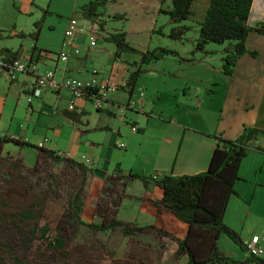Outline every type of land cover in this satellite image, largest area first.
Instances as JSON below:
<instances>
[{
	"label": "crops",
	"instance_id": "0c3cea01",
	"mask_svg": "<svg viewBox=\"0 0 264 264\" xmlns=\"http://www.w3.org/2000/svg\"><path fill=\"white\" fill-rule=\"evenodd\" d=\"M123 1L130 4L131 10L145 12L147 16V19L139 20L136 26H132V29L138 32L137 35L131 36L133 42L130 39V31H127V40L140 49L139 46L154 28V19L147 12L150 10L161 13V9H166L164 5L167 0L160 4L150 0ZM209 1L206 0L203 17L197 22L199 28L205 18ZM197 2L198 0H195L191 6L193 15L190 16V21L193 20L192 17L195 14L193 6ZM145 8H148L147 11L144 10ZM170 8L171 6L168 9ZM86 22L90 23L88 20ZM248 24L251 27H264V0L253 1ZM93 27L94 25L90 29ZM80 31H85V28L81 29V25ZM20 33L23 32L10 29L4 35H0L10 39L21 37ZM188 39L189 36L186 35L181 41H188ZM196 39L197 36L193 41L195 42ZM91 45L90 43L86 46L83 55L80 49L77 54L71 50L67 61L59 58L60 51L53 53L49 51L51 49L40 46L38 43H36L38 48L36 51H33V46L30 48L23 43L18 48L0 47V59L5 58L7 54L5 50L20 49V60L37 62V72L20 74L18 79L13 81L14 84L18 82L23 84V93L30 95L34 91L39 75L48 70L55 71V77L60 86L55 90L41 91L33 97L31 102L28 101L31 108L30 115L35 111L41 112L45 109L54 115V123L52 118L48 123V131H53L54 141L49 138L47 148L60 151L63 156L76 161H82L84 154L93 159V165L88 166L90 169L87 172L86 185L88 197L82 218L84 210L90 206L91 217L94 214L98 216L97 203L102 198L104 188L108 184L105 181L108 176L129 173L147 176L155 173L161 175L166 173L199 174L207 170L212 153L218 144V139L210 134L233 140L238 138L248 126L264 130V32L248 34L246 47L249 51H255L258 54L253 56L247 52L241 55L231 76L223 71L222 57L226 44L215 47L209 44L208 53H202L194 52L192 43L187 54L176 49L179 55L173 57L179 58L178 65L167 71L169 82H158L150 86L145 83L141 75L131 95L125 89H115L110 93L108 103L102 110L96 107L94 99L89 98L76 100L75 110L70 111L68 105L72 91L71 88L62 84L66 79L74 77L85 83L96 79L97 82H108L116 88L127 80L129 71L133 69L126 63L131 62L128 59L124 57L122 60L114 59L116 47L112 43L111 64L106 71V78L101 77L99 69L95 67L89 69L87 65V59L91 55ZM215 53H220V63L212 57ZM42 54L45 56L41 57ZM144 71L145 69L142 71L143 74ZM3 75L5 76L4 73ZM129 103L131 105H128ZM66 113L73 115L76 122ZM57 114L62 115L60 120ZM58 120L62 124H71L72 128L76 127L72 141L75 140L77 145L83 147L82 152L84 153L81 157H77L75 152L72 154L70 151L68 153L59 148L58 142L55 141V136L60 133L55 128L60 125L56 122ZM133 126L137 128L135 131L132 130ZM22 129L20 128L17 132H8V134L33 144L41 141H31L27 129L24 131ZM45 137H47L46 134ZM8 144L4 146V150H10L7 148ZM24 149L19 147L17 154L22 153ZM238 174L240 178L236 181L235 188L239 195L230 198L224 220L247 242L258 233L251 235L244 223L240 225L239 221H235L233 212L235 208L240 209L238 220L239 218L241 220L243 213L250 210L247 205L249 196L252 194L255 197L257 187H264V152L251 148L242 160ZM123 188L125 196L119 201L118 219L136 223L140 227L154 226L177 238L186 236L189 229L188 224L170 211L160 209L154 204V201L160 200L163 195L158 186L154 183L145 185L141 179L135 178L126 181ZM88 201H90V206H88ZM241 208L244 211L241 212ZM88 222H92V219ZM222 235L218 240L222 251L236 259L248 256L247 251L241 250L240 252ZM170 256L172 257V254ZM187 263L188 255L184 254L173 264Z\"/></svg>",
	"mask_w": 264,
	"mask_h": 264
},
{
	"label": "rangeland",
	"instance_id": "374dc122",
	"mask_svg": "<svg viewBox=\"0 0 264 264\" xmlns=\"http://www.w3.org/2000/svg\"><path fill=\"white\" fill-rule=\"evenodd\" d=\"M89 1L91 0H0V34L4 35L10 29L22 31L25 34V37L10 39L0 35V47L18 48L23 43L32 48L36 42L32 33L39 28L40 33L36 43L51 49L49 51L53 53H59L68 20L76 17L81 29L85 28V31H80L73 39L72 52L78 48L83 55L86 46L91 43V55L87 59V65L89 69L94 67L99 69V75L106 78V71L111 64L112 43L105 41L104 36L121 29L130 31L131 39L132 35L138 34L132 26H136L139 20L147 19V16L145 12L131 10L128 2L117 0L101 8L103 15L100 19L105 21L104 29L101 30L98 23L92 24L90 21L87 23L82 17L81 6ZM150 1L160 4L163 0ZM205 3L206 0H198L193 6L195 11L193 20L188 19L183 22L192 26L186 34L189 36L188 41L171 39L169 33L172 24L169 22V17L163 12L149 10L147 14L154 19V28L139 46L142 50H139L146 52L158 47H168L178 48L187 54L189 46L194 44L193 39L199 35L200 28L197 22L203 17ZM164 6L168 9L171 6V0H167ZM147 9L144 10L147 11ZM115 14H122L124 17L114 18ZM93 25V29H90ZM92 36H96L95 40H92ZM96 39L97 42H95ZM131 42H133L132 39ZM211 46L215 47L218 44L211 43ZM123 57L131 63L140 62L142 54L126 52L122 54L121 60ZM212 57L220 63V53H215ZM164 58L143 65L145 73L141 75L146 84L151 86L158 82L170 81L167 71L178 65L179 58L173 56ZM22 86L21 82L10 83L0 72V134L17 132L23 128L22 131L27 129L28 137L33 142L43 140L45 134L54 141L53 131H48V123L51 118L54 123V115L46 109L41 112L35 111L30 115L29 95L23 93ZM56 116L59 120L62 118V115ZM59 120L56 122L60 125L55 127L60 131L55 136L59 148L68 153L75 152L77 157H81L84 153L83 147L77 145L75 140L72 141L76 127L72 128L71 124H62ZM7 148L10 150H4L3 154L11 155L18 160L17 169L10 164L0 167V257L3 255L7 264H13V257L21 259L25 264H110L114 259L119 260L124 257L127 238L119 234L95 233L74 219L69 207V193L76 191L81 180L79 172L74 167L44 156H41L39 164L34 163L36 152L32 147H25L19 154H17L19 147L12 143L8 144ZM51 174H54L57 180L53 186L50 184ZM89 202L88 206H90ZM247 205L250 210L243 213L241 220L240 218L238 220L240 209L235 208L233 212L235 221H239L240 225L244 223L251 235L263 234L264 187H257L255 197L251 194ZM24 209L29 218L21 221L18 219V214ZM242 211H244L243 208H241ZM84 212L83 218L86 222L89 219H92V222L101 221L96 214L91 217V206ZM45 223H49L52 229L59 230L64 237L65 246L61 251L49 250L34 233V230ZM222 237L230 242L229 244L237 247L240 252H246L226 235Z\"/></svg>",
	"mask_w": 264,
	"mask_h": 264
},
{
	"label": "trees",
	"instance_id": "16d2710c",
	"mask_svg": "<svg viewBox=\"0 0 264 264\" xmlns=\"http://www.w3.org/2000/svg\"><path fill=\"white\" fill-rule=\"evenodd\" d=\"M117 0H91L81 6L82 17L92 24L98 23L101 30L105 21L100 19L103 15L101 8ZM166 0H163L165 3ZM195 0H172L170 9H161L160 12L168 15L172 24L169 37L181 40L192 29L191 25L184 24L193 15L191 6ZM254 0H210L204 20L200 23V30L194 42V52L208 53L207 46L211 43L226 44L223 49V71L231 76L238 58L249 52L256 56L258 53L249 51L246 47V38L250 32H264L263 26L251 27L248 19ZM122 14H115L114 18H123ZM37 25V24H36ZM40 29L32 35L37 42ZM21 37L25 34L20 33ZM105 41L113 43L116 47L114 59L121 60L126 52L140 53V62H126L133 69L129 71L127 80L116 87L125 89L130 95L135 90L136 84L143 71V65L160 60L166 56H178L176 49L158 47L154 50L140 51L127 40V32L121 29L104 36ZM36 42L33 51L38 48ZM5 61L11 62L19 59L20 49L5 50ZM13 83V81H11ZM97 88L83 92L84 99L92 95L97 96ZM102 110V109H99ZM71 111V110H70ZM74 122L76 119L66 113ZM112 115V113H109ZM218 139L209 166L206 171L199 174L174 175L166 173L158 178L138 174H124L108 176L105 181L103 196L97 203L100 222H86L82 212L88 193L86 192L88 166L83 162L63 156L62 152L39 147L33 143L22 140L8 133L0 134V167L10 164L17 169V161L13 156L3 154L4 146L8 143L25 148L32 147L36 152V162L39 164L41 156L74 167L79 172L81 180L75 192L69 193V207L77 223L86 226L95 233L119 234L128 238L124 257L114 259L110 264H173L181 255H188L187 264H264V256L248 254L239 260L227 255L218 245L222 234L247 250V244L241 235L225 220V212L229 200L234 195H239L235 188L236 181L240 178L238 171L242 160L248 155L251 148L264 152V130L258 127H245L240 136L229 140L210 134ZM51 186L57 182L54 174L50 175ZM139 178L145 185L154 183L162 192V198L154 201L160 209H166L177 218L187 223L188 232L184 238H177L172 234L154 226L140 227L136 223L125 222L118 219L119 201L125 196L123 186L130 179ZM18 219L26 221L29 218L25 209L18 214ZM40 215V214H39ZM49 250L61 251L65 240L59 230L52 229L49 223L34 230ZM104 249V247L102 246ZM4 254V253H3ZM172 254V257L170 256ZM112 256V255H111ZM114 257V256H112ZM13 264H25L19 258H12ZM0 264H7L6 258L0 257Z\"/></svg>",
	"mask_w": 264,
	"mask_h": 264
},
{
	"label": "built area",
	"instance_id": "2783aa9c",
	"mask_svg": "<svg viewBox=\"0 0 264 264\" xmlns=\"http://www.w3.org/2000/svg\"><path fill=\"white\" fill-rule=\"evenodd\" d=\"M80 30V24L76 17H72L68 21V25L66 27L64 33V40L62 43V50L59 53V58L62 61H67L70 55L71 47L73 46V39L78 34ZM94 40L95 38L92 37ZM74 52L79 53V49L76 48ZM44 57L45 54H42L41 57ZM0 72H3L8 81H15L18 79L20 74L29 73V72H37V62H25L19 59H15L11 62H7L4 58L0 59ZM63 85L71 88L72 97L70 99L68 109L73 111L75 110L76 100L84 99V94L86 90H90L93 88H97V96L92 95L90 98L95 100L96 107L98 109H102L108 103L110 93L115 91V87L110 85L108 82L100 83L97 82L96 79H93L92 82L85 83L78 78H68L63 83ZM36 88L29 95L28 101L31 102L33 97L37 96L41 91L46 90H55L60 86V83L56 80L55 71L48 70L45 73L39 75L35 82ZM128 105H131L130 103ZM137 128L132 127V130L135 131ZM50 139L45 137L38 143L39 147H46L49 143ZM122 146V145H121ZM82 161L87 166L93 165V159L91 157H82ZM161 174L155 173L152 175V178H158ZM247 250L249 254L264 256V234H255L246 242Z\"/></svg>",
	"mask_w": 264,
	"mask_h": 264
}]
</instances>
